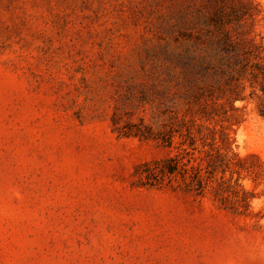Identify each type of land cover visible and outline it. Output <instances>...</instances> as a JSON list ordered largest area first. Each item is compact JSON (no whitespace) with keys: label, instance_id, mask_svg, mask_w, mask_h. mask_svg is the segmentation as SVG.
<instances>
[{"label":"rangeland","instance_id":"rangeland-1","mask_svg":"<svg viewBox=\"0 0 264 264\" xmlns=\"http://www.w3.org/2000/svg\"><path fill=\"white\" fill-rule=\"evenodd\" d=\"M216 5L264 42V0H0V264H264L263 102L202 195L141 186L171 153L113 130L161 116Z\"/></svg>","mask_w":264,"mask_h":264},{"label":"trees","instance_id":"trees-1","mask_svg":"<svg viewBox=\"0 0 264 264\" xmlns=\"http://www.w3.org/2000/svg\"><path fill=\"white\" fill-rule=\"evenodd\" d=\"M222 12L214 7L208 17L212 26L199 28L192 50L169 57L178 70L165 68L166 103L157 120L122 128L113 116V130L120 135L155 141L171 153L137 168L141 186L204 194L230 163L234 101L246 99L248 90L249 98L263 102L258 114L264 117V42L245 30L225 28Z\"/></svg>","mask_w":264,"mask_h":264}]
</instances>
